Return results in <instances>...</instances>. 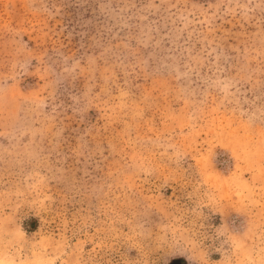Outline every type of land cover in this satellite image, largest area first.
Instances as JSON below:
<instances>
[{
	"label": "rangeland",
	"instance_id": "obj_1",
	"mask_svg": "<svg viewBox=\"0 0 264 264\" xmlns=\"http://www.w3.org/2000/svg\"><path fill=\"white\" fill-rule=\"evenodd\" d=\"M0 264H264V0H0Z\"/></svg>",
	"mask_w": 264,
	"mask_h": 264
}]
</instances>
